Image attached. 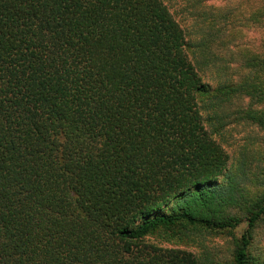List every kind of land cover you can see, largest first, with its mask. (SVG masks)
Instances as JSON below:
<instances>
[{"label": "trees", "instance_id": "trees-1", "mask_svg": "<svg viewBox=\"0 0 264 264\" xmlns=\"http://www.w3.org/2000/svg\"><path fill=\"white\" fill-rule=\"evenodd\" d=\"M245 1L0 0V264H198L147 238L239 223L215 215L213 134L264 129V38L243 40L264 0Z\"/></svg>", "mask_w": 264, "mask_h": 264}, {"label": "rangeland", "instance_id": "rangeland-1", "mask_svg": "<svg viewBox=\"0 0 264 264\" xmlns=\"http://www.w3.org/2000/svg\"><path fill=\"white\" fill-rule=\"evenodd\" d=\"M255 1L246 0L243 7L250 9ZM243 35L244 44L253 50L259 48L264 38L263 31L256 27L246 30ZM229 111L234 112L232 108L227 113ZM226 121L223 138L220 139L221 133L216 132L213 137L228 157L229 177H219V181L225 182V192L233 201L215 215L220 219L234 218L239 223L226 231L202 226L180 232L177 229L161 231L147 238V242L191 252L198 264H233L236 246L241 237L248 234L251 258L257 264H264V215L247 232L248 217L256 207L264 204V129L246 122L240 115H231ZM205 212L201 208L197 210L198 215ZM207 215L213 218L214 213Z\"/></svg>", "mask_w": 264, "mask_h": 264}]
</instances>
